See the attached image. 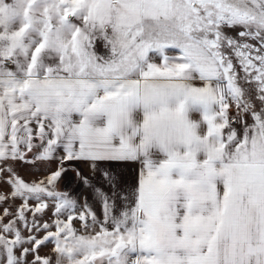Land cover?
Returning <instances> with one entry per match:
<instances>
[{
	"label": "snow or ice",
	"instance_id": "snow-or-ice-1",
	"mask_svg": "<svg viewBox=\"0 0 264 264\" xmlns=\"http://www.w3.org/2000/svg\"><path fill=\"white\" fill-rule=\"evenodd\" d=\"M0 264H264V0H0Z\"/></svg>",
	"mask_w": 264,
	"mask_h": 264
},
{
	"label": "crops",
	"instance_id": "crops-1",
	"mask_svg": "<svg viewBox=\"0 0 264 264\" xmlns=\"http://www.w3.org/2000/svg\"><path fill=\"white\" fill-rule=\"evenodd\" d=\"M74 168H78L79 171L81 172V175L83 177H88L90 180H92L93 183H98L99 182V177L98 176H93V174L90 172V170L83 166V165H79V164H74L73 165ZM51 168L53 170H55L56 168V164L53 163L51 165ZM122 171L126 174V175H131L132 174V167H126L124 169H122ZM19 172L22 176H24L25 179H31L32 177V170L28 169V168H19ZM45 173L41 172L39 173V175H44ZM78 178V177H77ZM79 179V178H78ZM82 186V191H84V196H88L90 198V190L82 183L81 179L78 180V187Z\"/></svg>",
	"mask_w": 264,
	"mask_h": 264
},
{
	"label": "rangeland",
	"instance_id": "rangeland-1",
	"mask_svg": "<svg viewBox=\"0 0 264 264\" xmlns=\"http://www.w3.org/2000/svg\"><path fill=\"white\" fill-rule=\"evenodd\" d=\"M78 180L79 179L77 178L75 171H68L59 182L58 190L66 191L70 193L73 197L81 199L84 197V191H82L81 189L82 186L78 187ZM45 251H47V249H45Z\"/></svg>",
	"mask_w": 264,
	"mask_h": 264
}]
</instances>
